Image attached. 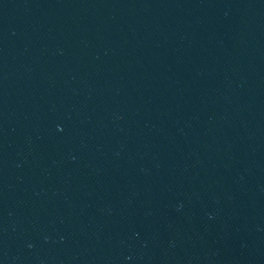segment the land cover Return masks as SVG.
<instances>
[{
  "label": "water",
  "instance_id": "1",
  "mask_svg": "<svg viewBox=\"0 0 264 264\" xmlns=\"http://www.w3.org/2000/svg\"><path fill=\"white\" fill-rule=\"evenodd\" d=\"M0 264H264V0H0Z\"/></svg>",
  "mask_w": 264,
  "mask_h": 264
}]
</instances>
